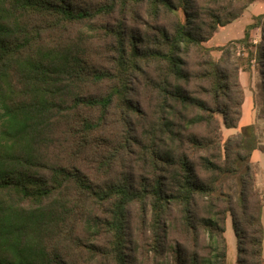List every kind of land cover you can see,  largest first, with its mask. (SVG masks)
<instances>
[{
    "label": "trees",
    "instance_id": "obj_1",
    "mask_svg": "<svg viewBox=\"0 0 264 264\" xmlns=\"http://www.w3.org/2000/svg\"><path fill=\"white\" fill-rule=\"evenodd\" d=\"M143 1L109 0L82 8L75 0H0V264H82V193L108 206L106 215L86 219L96 229L92 236L107 239L104 252L113 264L130 262L133 203L139 204L143 226L151 217L154 251L164 249L165 223L172 215L184 239H206L205 255L196 250L198 241L192 252L187 243L179 244L175 264H227L228 216L237 238L236 264H264V194L256 186L252 162L261 148L256 126L243 125L224 141L216 115L226 127H239L244 89L231 48L238 42L249 47L252 30L261 28L257 47L264 57V13L253 16L242 38L218 47L217 60L203 42L255 0L229 10L225 18L213 11L202 23L193 0H148L152 16L181 9L185 17L176 14L172 29L157 27L145 43L140 35L128 38L123 24L111 28L114 71L90 62L80 36L44 35L45 26L65 30L109 15L117 5ZM192 51L199 55L193 73L187 69ZM142 71L155 108L145 130L146 148L160 174L139 183L130 177L95 182L78 165L82 150L95 141L112 108L137 114L130 82ZM106 82L105 91H91ZM190 83H200L199 90L189 91ZM82 109L99 113L93 117ZM56 145L65 154H55ZM100 159L97 168H108L110 159Z\"/></svg>",
    "mask_w": 264,
    "mask_h": 264
},
{
    "label": "rangeland",
    "instance_id": "obj_2",
    "mask_svg": "<svg viewBox=\"0 0 264 264\" xmlns=\"http://www.w3.org/2000/svg\"><path fill=\"white\" fill-rule=\"evenodd\" d=\"M109 0H75L76 6L82 8H95L100 4L107 3ZM177 3L178 0H173ZM246 0H219L211 2L210 0H193L194 12L197 13L199 21L207 22L210 19V13L220 12L223 18L231 9H239ZM232 5L231 7H229ZM176 14L184 19V13L181 9ZM164 9L158 15L152 16L149 10L148 0L141 3H131L122 7L117 5L115 11L109 15L98 16L92 20H85L82 23H75L67 26L65 30H50L48 26L44 27V35L48 38L66 39L68 37L82 38V45L87 47V55L90 62L98 68L114 71L117 52L115 50V40L110 34L111 28L123 24V29L128 38L129 35H140L141 40L147 39L157 31V27H167L172 29L177 16ZM247 15L241 20L235 22V27L243 26ZM236 20V19H235ZM264 23V18L262 19ZM240 28V27H239ZM225 31L222 25L217 29V36L213 39L203 42L211 47L212 55L215 59L221 58V51L217 48L226 45L228 42L242 38L221 37ZM240 29H234L233 33H239ZM252 40L250 46L244 43H235L231 48L232 59L239 61L241 68V85L244 89L242 102V114L238 128H228L222 120L221 114H216L219 118L222 128V138L225 141L229 136L237 133L240 127L249 123H254L261 143V148L254 151L252 162L255 171V183L258 189L264 194V57L260 59L258 53V43L262 41V30L259 28L252 30ZM145 45V44H144ZM253 56L250 60V52ZM188 61V70L196 72L199 69V55L197 52L190 53ZM144 69H148L145 67ZM130 83H133L132 98L134 103L139 106L137 114H127L124 109L112 108L103 119L101 128L96 132V139L88 144L82 150V166L84 171L93 181L102 183L107 178L119 179L130 177L136 183L146 180H152L153 177L160 174V165H153L150 159L149 151L146 146L150 144L145 130L154 120V105L151 96L146 89V74L144 71L134 74ZM200 83H190L189 91L199 90ZM108 83H102L100 86H92L91 91L98 93L105 91ZM98 111L82 109V114H89L96 117ZM196 131L204 133L203 128H194ZM62 146L53 147V152L57 155L65 154ZM102 156L110 159L109 167L106 169L97 168V160ZM107 204H100L92 200L88 195L82 193V229L79 226V234L82 236V264H113L112 259L105 254L104 246L107 239L103 234L98 237L94 235L93 226L87 223V217L104 216L107 214ZM150 215V214H149ZM151 217L149 216V221ZM142 212L138 203H133L129 207V237L128 253L129 264H175V254L178 245L187 243L189 251H195V244L198 241L196 250L201 254L207 253V241L201 236L197 241L192 237L184 239L183 235L177 229L176 215L171 216L166 221L167 232L163 237V247L158 251L152 248L153 234L149 230V221L146 226L142 225ZM264 224V208L262 213ZM225 236L228 244L227 264H236L237 257V238L232 226L231 216L226 221ZM77 250L79 253L78 249ZM81 255V254H80Z\"/></svg>",
    "mask_w": 264,
    "mask_h": 264
},
{
    "label": "crops",
    "instance_id": "obj_3",
    "mask_svg": "<svg viewBox=\"0 0 264 264\" xmlns=\"http://www.w3.org/2000/svg\"><path fill=\"white\" fill-rule=\"evenodd\" d=\"M264 13V0H255L252 2L244 11V13L238 17L236 20L233 22L223 26L225 28V31L221 37H226V38H235V37H242L244 36L245 33V28L246 26L253 21V16L263 14ZM245 15H247L246 20L243 23V26H237L235 27V22L241 20ZM240 27V28H239ZM234 29H240L239 33L234 34L233 31ZM259 30V28H255ZM217 31L215 32L214 36L212 39L217 36ZM240 81H241V76H240ZM263 256H264V243H263Z\"/></svg>",
    "mask_w": 264,
    "mask_h": 264
}]
</instances>
